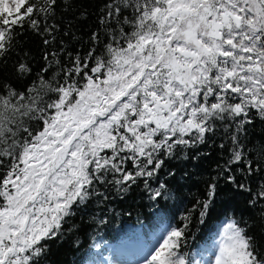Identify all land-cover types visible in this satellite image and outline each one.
<instances>
[{
  "label": "snow or ice",
  "instance_id": "snow-or-ice-1",
  "mask_svg": "<svg viewBox=\"0 0 264 264\" xmlns=\"http://www.w3.org/2000/svg\"><path fill=\"white\" fill-rule=\"evenodd\" d=\"M60 7L0 0V62L19 30L53 47L29 83L0 81V264H44L74 208L107 200L108 188L126 193L142 181L149 199L164 196L167 183L152 181L166 160L218 134L229 153L220 174L253 207L264 200V148L253 158L243 143L254 119L264 121V0H104L105 41L93 32L83 55L63 40L56 50L59 25L49 21ZM15 69L31 74L26 63ZM237 164L259 181L255 192L231 174ZM215 192L210 184L137 264H264L234 219L211 258L183 253L191 212L203 218Z\"/></svg>",
  "mask_w": 264,
  "mask_h": 264
},
{
  "label": "trees",
  "instance_id": "trees-1",
  "mask_svg": "<svg viewBox=\"0 0 264 264\" xmlns=\"http://www.w3.org/2000/svg\"><path fill=\"white\" fill-rule=\"evenodd\" d=\"M103 4L104 0H61L55 20L49 21L59 25L56 50H59V42L63 40L73 54L77 51L86 54L93 46L90 41L93 32H98L101 41H105V30L100 20ZM19 31L24 34L19 37L17 47L0 62V81L12 83L18 88L29 83L44 66V52L53 50L51 45L46 48L44 38L31 30ZM18 63H26L31 68V74H18L15 69ZM222 142L218 134L195 149L177 151L174 158L166 160L159 180L152 181V186L156 187L162 180L167 183L168 191L156 200L149 199L141 181L126 193L108 188L107 200L93 198L85 206L74 208L75 215L67 218L63 225V235L49 241L44 264H94L110 255L117 246L146 245L158 231L181 226L183 215L197 201L207 198L208 186L213 183L216 184L214 203L203 218L198 208L191 212L183 253L189 259L201 260L202 250L218 225L229 219L238 221L264 251V200L253 207L248 203L249 195L227 181L228 173L220 174L222 168L218 165L223 166L229 158L227 149L219 147ZM243 143L247 146L246 151L256 158L264 148V121L258 117L254 119ZM197 153V159L193 160L192 156ZM241 168V164L235 165L231 174L239 182L249 184L255 192L259 181L244 179ZM169 172H174V175L169 176Z\"/></svg>",
  "mask_w": 264,
  "mask_h": 264
},
{
  "label": "rangeland",
  "instance_id": "rangeland-1",
  "mask_svg": "<svg viewBox=\"0 0 264 264\" xmlns=\"http://www.w3.org/2000/svg\"><path fill=\"white\" fill-rule=\"evenodd\" d=\"M227 223L228 222H224L218 225L213 236L210 238V241L206 244L204 250H202L203 256L200 259L212 257L217 249L224 226ZM165 231V229L163 231H158L153 240L146 245L142 243H133L117 246L112 250L110 255H106L104 259L101 258L97 260L94 264H137L138 259L156 245ZM197 261H199V259Z\"/></svg>",
  "mask_w": 264,
  "mask_h": 264
}]
</instances>
